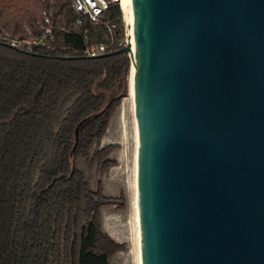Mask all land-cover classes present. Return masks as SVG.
<instances>
[{"label":"water","instance_id":"1","mask_svg":"<svg viewBox=\"0 0 264 264\" xmlns=\"http://www.w3.org/2000/svg\"><path fill=\"white\" fill-rule=\"evenodd\" d=\"M132 3L142 264H264V0Z\"/></svg>","mask_w":264,"mask_h":264},{"label":"trees","instance_id":"2","mask_svg":"<svg viewBox=\"0 0 264 264\" xmlns=\"http://www.w3.org/2000/svg\"><path fill=\"white\" fill-rule=\"evenodd\" d=\"M43 12L68 30H57L52 47L0 42V264H110L128 248L102 229L101 208L117 199L102 180L92 189L78 164L104 174L116 163L109 155L118 146L102 138L129 94L131 60L82 49L85 39L106 40L107 22L117 34L106 54L126 46L122 8L112 2L98 24L83 17L77 27L72 0H0V27L32 36Z\"/></svg>","mask_w":264,"mask_h":264},{"label":"rangeland","instance_id":"3","mask_svg":"<svg viewBox=\"0 0 264 264\" xmlns=\"http://www.w3.org/2000/svg\"><path fill=\"white\" fill-rule=\"evenodd\" d=\"M118 3L120 4V1ZM123 18L124 38L129 42L130 28L124 13ZM137 140L135 104L129 90V94L123 98L111 117L107 131L102 138V146L110 144L118 146L109 155V158L115 160L116 163L104 174H100L97 169H87L84 160H80L78 164V167L84 171L92 189H96L98 181L102 180L106 195L117 199V203L101 208L102 229L117 242L126 243L128 248L112 255L110 264H140L139 227L135 203ZM123 203L125 208L119 209L118 205Z\"/></svg>","mask_w":264,"mask_h":264},{"label":"built area","instance_id":"4","mask_svg":"<svg viewBox=\"0 0 264 264\" xmlns=\"http://www.w3.org/2000/svg\"><path fill=\"white\" fill-rule=\"evenodd\" d=\"M119 1L120 0H72V7L77 14L73 22L74 25L80 27L83 23V17H87L93 24H98L111 3ZM106 27L109 31V35L106 36L105 41L89 42L85 39L82 49L83 55L87 57H97L106 54L110 42H112L114 35L117 34V24L115 22H107ZM57 30L68 31L65 27L57 26L55 20L43 12V20L39 21L38 30L34 35L11 37L0 27V42L20 51L34 52L38 47H52L57 41ZM124 42L126 44L128 43L126 38Z\"/></svg>","mask_w":264,"mask_h":264},{"label":"bare ground","instance_id":"5","mask_svg":"<svg viewBox=\"0 0 264 264\" xmlns=\"http://www.w3.org/2000/svg\"><path fill=\"white\" fill-rule=\"evenodd\" d=\"M120 4L125 16V19L127 20L130 28V42L135 49V37H134V29H133V3L132 0H120ZM130 94L133 97L134 104H135V85H134V75L131 72L130 73ZM135 116H136V108H135ZM137 124V121H136ZM137 136H138V126H137ZM137 152H138V140H137ZM137 190V188H136ZM137 192V191H136ZM136 209H137V222H138V233H139V248H140V255H141V235H140V226H139V209H138V192L136 193ZM141 257V256H140ZM140 264H142V260L140 258Z\"/></svg>","mask_w":264,"mask_h":264}]
</instances>
